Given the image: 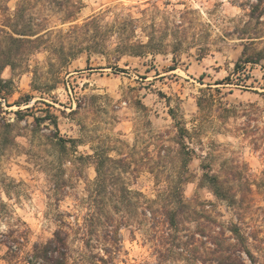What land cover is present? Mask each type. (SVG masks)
I'll list each match as a JSON object with an SVG mask.
<instances>
[{
	"label": "rangeland",
	"instance_id": "rangeland-1",
	"mask_svg": "<svg viewBox=\"0 0 264 264\" xmlns=\"http://www.w3.org/2000/svg\"><path fill=\"white\" fill-rule=\"evenodd\" d=\"M31 1L1 0L9 14L24 7L44 38L25 66L3 72L13 84L0 105V232L27 230L26 252L62 219L73 226L69 264L84 263L90 252L77 226L100 154L127 161L125 182L143 204L181 185L197 211L183 230L206 232L193 243L197 264H216L212 242L226 246L220 233L231 222L264 264V58L243 63L264 54V15H249L255 0ZM47 114L58 128L35 120ZM205 174L230 187L239 204L217 198ZM141 211L133 212L144 220ZM121 234L110 264H158L147 221ZM6 252L0 245V264H28L8 261ZM185 256L164 264H193Z\"/></svg>",
	"mask_w": 264,
	"mask_h": 264
},
{
	"label": "trees",
	"instance_id": "trees-1",
	"mask_svg": "<svg viewBox=\"0 0 264 264\" xmlns=\"http://www.w3.org/2000/svg\"><path fill=\"white\" fill-rule=\"evenodd\" d=\"M23 1L32 2L31 0ZM50 1L55 2L59 7L64 5V0ZM9 10L7 2L4 4L0 0V105L2 98L7 100L6 96L11 93L10 88L13 84L12 80L3 77L4 70L8 67L18 69L25 66L44 38L39 31L35 30L36 24L26 18L24 7L19 4L12 14H9ZM249 15L260 21L264 15V0L251 2ZM94 22H97V19H89L85 26ZM144 45L146 44H140V47ZM130 52L134 55H141V51ZM263 58V51L260 50L256 54L248 55L243 63H258ZM241 63L239 61L236 64V70L243 67ZM28 101L29 99H26L24 102L27 104ZM22 113V110L17 112V114ZM43 119H49L51 124L58 128L55 115L35 117L37 121ZM58 141L61 147H66L67 140L58 138ZM68 141L75 142V139L71 138ZM94 158L96 159L97 178L89 196L88 211L83 217L82 224L77 226L79 237L90 253L89 257L85 258V262L79 261V264H110L114 255L121 250V230L129 228L132 224L141 225L146 221L151 230L150 237L154 240L158 264L176 259V256L183 254L184 250L188 253L185 259L197 264L195 261H198V258H195L193 243H195L196 235L204 237L206 232L203 229L195 233L183 230L185 222L195 219L193 217L197 211L183 197L181 185L177 184L165 189L162 194H159V199L144 198L143 204L140 200L143 194L132 190L125 182L124 175L128 173L129 164L124 158L116 159L100 154H95ZM183 166L187 167V159L183 162ZM205 176L211 183L217 198L225 200L233 207L239 204L231 188L226 187L216 175L205 174ZM156 203L159 206L154 207ZM139 205L142 206L141 213L144 220H139L135 216ZM3 206L0 198V208ZM59 221L60 226L54 231L52 237L44 242H35L32 244V249L26 252L24 248L28 242L27 230L19 231L11 228L7 232H0V245L7 248V260L14 261L23 258L28 264H69V259L72 257L69 238L73 226L62 219ZM226 231L230 234L226 235ZM220 234L224 235L228 242L226 246L218 249L216 242L211 240L215 245L211 248L212 254L217 253L212 258L216 264H248L246 257L249 259V264H258L246 245V237L241 232L238 222H231L226 228L221 229ZM93 249H97L98 252H94ZM199 261L203 264L207 262L205 258Z\"/></svg>",
	"mask_w": 264,
	"mask_h": 264
}]
</instances>
